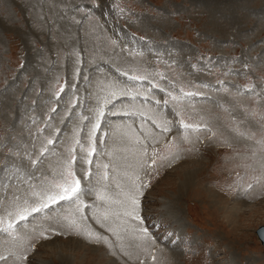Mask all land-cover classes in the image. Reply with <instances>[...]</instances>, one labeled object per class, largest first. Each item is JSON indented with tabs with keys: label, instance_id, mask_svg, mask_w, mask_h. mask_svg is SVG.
I'll list each match as a JSON object with an SVG mask.
<instances>
[{
	"label": "rangeland",
	"instance_id": "obj_1",
	"mask_svg": "<svg viewBox=\"0 0 264 264\" xmlns=\"http://www.w3.org/2000/svg\"><path fill=\"white\" fill-rule=\"evenodd\" d=\"M72 156L83 210L0 232V264H264V0H0V218Z\"/></svg>",
	"mask_w": 264,
	"mask_h": 264
},
{
	"label": "snow or ice",
	"instance_id": "obj_2",
	"mask_svg": "<svg viewBox=\"0 0 264 264\" xmlns=\"http://www.w3.org/2000/svg\"><path fill=\"white\" fill-rule=\"evenodd\" d=\"M124 75H128L127 73H124ZM129 79L132 80H140V79H146V77L138 76V75H132L129 77ZM153 87H157V85H153ZM63 88L61 87V91ZM183 92V89H181ZM121 94H125L124 92H121ZM185 95L191 96V95H197V93L187 92L184 93ZM57 96H59V93H57ZM173 99H176L175 96H173ZM159 103V102H157ZM167 103V101H165ZM55 111V109H53ZM115 114V113H113ZM106 115V112L103 108H100L97 110V117L96 121L92 126V130L89 136L90 141L92 138L95 137L96 130L101 126V121L103 117ZM127 115V113H125ZM179 115V113H177ZM85 119H88L85 117ZM155 123V121H153ZM157 127H162V130L167 132L170 131V129L166 126L157 125ZM181 127L184 129H191L193 131L200 130V125H194L191 123H184L183 120L181 121ZM185 140L188 139L187 136L184 137ZM54 140L48 139L47 145H53ZM77 144H80L79 141H77ZM95 147H91L87 151L88 157H92L93 153L95 152ZM48 151L47 146H43L40 149V156H43ZM156 153L153 151V160L152 164H155ZM178 158V156L176 157ZM77 159L76 156H72V161L68 163L65 172L62 174V179L59 181H51L47 185H42L39 190H33L31 192V196L35 198L36 202L34 204H29L28 200L26 199L23 203V206L17 205L15 209V218L11 220H5L3 218H0V232L9 233L14 230V228L18 225L19 222H26L30 217L33 216L34 213H42L45 210H50L52 205H57L61 201H75L77 203V212H81L83 202L80 200V193L82 191L81 188V180L76 176L75 172L72 170V162H75ZM161 159H165V157H161ZM39 157L37 160H32L31 163L33 166H35L38 163ZM88 163L91 164V159L88 160ZM103 167L106 169L108 166L103 165ZM90 173H85V177H88ZM106 178V177H105ZM31 179V177H29ZM148 182L145 181L143 184H134V191L128 194V200L130 201L131 210L126 212V215L133 216L136 220H139L141 223H143V217L140 215V199L139 197L143 195V192L141 189L147 188ZM249 188L251 185L248 186ZM244 193H247V189L244 190ZM87 207V206H84ZM11 216L12 213H9ZM105 218H107V213L104 214ZM86 219V217H85ZM64 221H67V223H61V221H56V223L61 224L62 227L67 228L70 232H74L77 235H84L89 240L95 239L96 241H107V237L100 236L99 234H96L92 232L89 229L82 228L81 223L76 219L72 218L69 219L67 217L63 218ZM51 233L53 235H59L60 233L55 230V228L50 229ZM143 235L147 237L149 235V230L147 227H144L141 229ZM40 235L44 237L45 239L48 238V236L41 232ZM34 248V245H33ZM3 257H0L2 259ZM27 256H24L23 259H27Z\"/></svg>",
	"mask_w": 264,
	"mask_h": 264
},
{
	"label": "water",
	"instance_id": "obj_3",
	"mask_svg": "<svg viewBox=\"0 0 264 264\" xmlns=\"http://www.w3.org/2000/svg\"><path fill=\"white\" fill-rule=\"evenodd\" d=\"M255 234L258 238V240L260 241V243L262 244V246L264 247V225L260 226L256 231Z\"/></svg>",
	"mask_w": 264,
	"mask_h": 264
},
{
	"label": "bare ground",
	"instance_id": "obj_4",
	"mask_svg": "<svg viewBox=\"0 0 264 264\" xmlns=\"http://www.w3.org/2000/svg\"><path fill=\"white\" fill-rule=\"evenodd\" d=\"M189 173H190V171H189ZM187 174H188V173H187ZM188 179H189V177L186 178V181H187V182L190 181V179H189V180H188ZM187 182H186V184H187ZM184 184H185V183H184ZM186 184H185V185H186ZM126 185H127V184H126ZM225 205H226V204H225ZM233 206H234V205H233ZM239 206H240V207H239L238 209H236L235 207H232V206L229 207V208H231V209H234V208H235V211H237V210H238V211H242L243 208H244L243 206H245V204H241V203H240ZM233 211H234V210H233ZM109 264H114V263H110V262H109Z\"/></svg>",
	"mask_w": 264,
	"mask_h": 264
}]
</instances>
